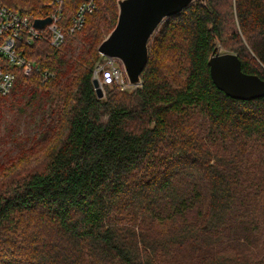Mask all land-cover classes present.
<instances>
[{
	"label": "trees",
	"instance_id": "obj_1",
	"mask_svg": "<svg viewBox=\"0 0 264 264\" xmlns=\"http://www.w3.org/2000/svg\"><path fill=\"white\" fill-rule=\"evenodd\" d=\"M84 1H63L61 46L21 45L33 70L0 95V264H264V96H226L208 66L221 49L264 80V0L166 18L141 86L103 98L93 71L117 0L68 33ZM45 3L0 0L34 19Z\"/></svg>",
	"mask_w": 264,
	"mask_h": 264
},
{
	"label": "water",
	"instance_id": "obj_2",
	"mask_svg": "<svg viewBox=\"0 0 264 264\" xmlns=\"http://www.w3.org/2000/svg\"><path fill=\"white\" fill-rule=\"evenodd\" d=\"M193 3L205 5V0H117V20L114 28L98 46L100 55L116 60L127 82L141 86V72L148 60V43L159 24ZM50 17L35 19L37 29H43ZM209 75L215 87L235 100H251L264 96V80L241 70L233 53H217L208 60ZM98 79L93 87L98 98L102 90Z\"/></svg>",
	"mask_w": 264,
	"mask_h": 264
},
{
	"label": "built area",
	"instance_id": "obj_3",
	"mask_svg": "<svg viewBox=\"0 0 264 264\" xmlns=\"http://www.w3.org/2000/svg\"><path fill=\"white\" fill-rule=\"evenodd\" d=\"M64 0H45V6L52 8L51 21L43 29H37L34 18L27 13H22L0 4V95L10 94L14 87L16 73L19 70L28 76L33 70L31 61L21 53L22 44H30L34 40L47 38L54 48L61 46L65 39V31L61 26V8ZM95 9V0H85L81 3L73 15L68 33L80 31L85 18ZM96 64L93 77L99 80L100 88L115 84L122 91L133 88L122 72L121 66L116 60L100 55Z\"/></svg>",
	"mask_w": 264,
	"mask_h": 264
},
{
	"label": "rangeland",
	"instance_id": "obj_4",
	"mask_svg": "<svg viewBox=\"0 0 264 264\" xmlns=\"http://www.w3.org/2000/svg\"><path fill=\"white\" fill-rule=\"evenodd\" d=\"M162 22H163V21H162ZM162 22H161V23H162ZM156 29H157V28H156ZM155 31H156V30H155ZM151 37H152V36H151ZM150 39H151V38H150ZM149 41H150V40H149ZM97 51H98V48H97ZM98 53H99V52H98ZM218 53L221 54V53H225V52H223L221 49H219V50H218ZM99 55H100V54H99ZM93 79H95V78L93 77ZM98 82H99V81H98ZM138 87H140V86H138ZM138 87H134V86H133V88H132L131 90H134V89H136V88H138ZM101 90H102V94H103V93H104V89L101 88ZM102 98H103V97H102ZM10 144H11V143H8V145H10ZM160 229H161V228L159 227L158 230L160 231ZM250 238H251V237H250ZM251 240L254 241V242L251 243V245H252V246H256V247H258L257 253L261 254V249H264V248H263L264 246L262 245V243L259 242V237H258V235L256 234L254 238H251ZM183 257H184V255H178L176 259H177V260H182Z\"/></svg>",
	"mask_w": 264,
	"mask_h": 264
}]
</instances>
